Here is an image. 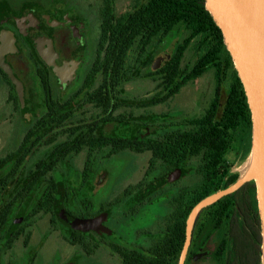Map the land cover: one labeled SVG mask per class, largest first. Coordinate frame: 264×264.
Masks as SVG:
<instances>
[{
	"label": "flooded vegetation",
	"instance_id": "1",
	"mask_svg": "<svg viewBox=\"0 0 264 264\" xmlns=\"http://www.w3.org/2000/svg\"><path fill=\"white\" fill-rule=\"evenodd\" d=\"M102 15L103 0H0V59L10 67L23 87L22 105L10 79L0 67V124L6 117L8 103L12 108L10 112L24 121L22 126L14 127V141L7 145L4 138L0 148V264H35L37 252L46 247L48 250L57 248V254L54 253L47 264H122L127 252L137 251L149 255L156 240H159L162 264L170 263L173 257H176L177 264L185 240L186 220L199 197L214 188H220L214 192L217 193L230 187L245 170L249 156L245 131L242 126L236 125L231 136L228 122L220 121L227 93L223 97L220 94L219 109L215 110L216 120L213 119L207 126L190 128L182 124L191 117L203 114L213 95L197 115L180 118L165 110L167 101L164 79L142 76L128 81L109 79L104 78L100 70L93 77H86L91 65L102 60ZM34 38L41 41L44 50L53 51L56 66L76 64L66 84L59 82L53 68L39 55L38 42ZM164 44L163 39L157 47L159 50L156 47L151 52L148 50V56L159 51L151 64L153 67L158 61V67L152 68V71L158 70L165 63L161 56V46ZM135 81L155 84L141 98L135 93ZM126 87L133 88L127 90ZM12 89L18 99V109L10 98ZM103 100L109 103L106 108ZM54 102L65 105L66 109L58 112L64 115L65 124L47 128L33 127V130L50 129L58 134L53 135L52 140L40 148L41 151H51L57 145L77 140L81 145L87 138L93 141H102L104 138L112 141L84 145L80 152L60 162L61 166H65L82 156L78 187L71 188L68 185L69 175L64 172L56 171L52 174L61 199L58 197L50 210L39 211L35 221L23 232L25 215L20 198L23 193V164L28 166L36 163L37 157L26 156L25 162L22 161V152L18 151L17 146L29 124L45 113L50 116L57 114V111L45 109L47 104ZM161 106L164 109L158 114L154 113L153 109ZM205 128L218 133L213 135L217 144L216 152L208 159L199 155L198 142H195L192 151H184L182 147L185 142L179 140L185 131ZM152 138L158 141L152 142ZM114 140L122 142L115 144ZM119 146L121 151L117 152ZM225 147H228L226 153ZM157 148L160 151L159 175L145 178L152 159L151 150ZM91 154L94 156L91 162L95 168L90 177L103 170L107 176L104 187L95 195H87L90 177L86 182L83 173L87 156ZM8 155L11 157L7 158ZM141 163V179L128 184L127 181L133 177ZM13 165L17 167L16 173L8 174ZM118 169H129V173L124 177V182H111V188L107 190L105 187L108 179H115ZM8 179L14 184L7 186ZM28 197L26 201L33 203L32 195ZM225 197L228 202L224 207H212L221 198L197 215L192 224L184 264H207L208 256L221 244L228 247L234 244L243 254L241 257L244 264H254L256 233L259 236L260 255L259 217L256 221L251 202L254 199L256 203L253 182L243 184ZM12 202H16L17 206L11 205ZM107 202L111 203L110 207H106ZM153 209L158 210L156 215L151 213ZM27 210L33 211V208ZM113 210L120 215L117 214L114 220L110 214ZM62 214L95 220L97 224L94 229L73 230L61 222ZM40 216H48L41 241L32 245L25 254L17 251L19 241L22 240L21 246H27L28 232ZM138 216L146 217L149 224L138 223L142 227H136L138 224L134 218ZM124 221L129 226L126 232L120 233V223ZM180 241L182 245L176 255ZM57 244L70 249L65 259L59 255ZM25 257L28 260L24 261Z\"/></svg>",
	"mask_w": 264,
	"mask_h": 264
},
{
	"label": "trees",
	"instance_id": "2",
	"mask_svg": "<svg viewBox=\"0 0 264 264\" xmlns=\"http://www.w3.org/2000/svg\"><path fill=\"white\" fill-rule=\"evenodd\" d=\"M102 30L104 31L102 60L97 62L96 65L95 63L91 65L87 70L86 77H93L100 70L103 77L109 79L128 81L141 76L164 79L165 100L168 101L175 97L182 88L193 83L204 73L213 71L215 86L212 100L203 114L185 120L182 125L190 128L201 127L210 125L213 119L216 120L215 110L219 109L221 89L225 83L224 81L227 80V94L222 106L223 113L220 115V121L223 123L228 122L231 136L234 126H242L241 128L248 138L247 153L249 152L251 121L245 95L231 59L225 50L222 35L209 13L205 10L203 0H134L130 10L118 16L113 12V0H103ZM174 38H179V41L175 43L167 61L158 70L152 71L153 59L152 54L148 56V50L151 52L154 47L157 48L163 39L169 43ZM186 52L192 53L193 58L190 64H183ZM138 64H140V68H138ZM10 98L18 109V99L13 89ZM107 104L109 103L103 100L104 108L108 106ZM45 109L46 111H57V114L50 116L45 113L40 119L34 120L27 126L28 130L25 131L20 145L17 146L18 151L21 150L22 152L20 155L22 161L25 162L26 156L33 157L35 155L37 157L36 163L28 166L23 164L21 182L23 193L20 197L21 206L24 208L23 215H25L22 226L23 232L35 221L36 216L40 213L39 211L50 210L56 199H58L57 182L52 174L56 171L64 172V166H61L60 162L80 152L84 145L105 144L112 141L106 138L102 141H93L87 138L85 142H81V145L77 140L69 144L57 145L51 151H41L40 148L46 146L52 140L53 135L58 134L50 129L33 130V127L47 128L52 125L62 126L65 124L64 115L58 114L60 110L66 109L64 104L54 102L53 104H47ZM211 111L213 113L210 114ZM217 124L215 123V125ZM215 133L218 134L216 131L212 132L207 128L198 131H185L179 140L185 142V146L182 147L184 151H192L195 142H198L199 155L208 159L214 156L217 149L216 141L213 139ZM151 141H158V139L152 138ZM121 142V140H114L115 144ZM118 148L116 151H121L120 146ZM227 150L228 147H225L224 152L226 153ZM151 152L152 159L149 169L145 173V178L159 175L158 158L160 151L157 148L151 150ZM10 157L11 155L7 156V158ZM93 157V154L88 155L87 163L84 166L83 173L86 176V182H88L90 174L93 173L95 168L91 162ZM16 168L13 165L11 171L7 173L15 174ZM6 184L8 186L14 184V182L8 179ZM219 189L209 190L200 196L197 202ZM29 195H32L33 203H25ZM120 199L124 198L121 197ZM227 202L228 198L225 197L212 207H224ZM251 202L257 221L256 203L254 199ZM15 203L12 202L11 205L17 206ZM107 203L105 204L106 207H110L111 203ZM31 207L33 211H28L27 208ZM256 242L257 251L254 264H260L259 236L257 233ZM181 245L182 241L177 245L176 255ZM217 247L213 254L208 256L207 264H244L241 257L243 254L237 250L234 244H231L230 247L223 244ZM159 253V240H156L149 251V255L137 251L127 252L122 264H162ZM175 259L176 257H173L168 264H175Z\"/></svg>",
	"mask_w": 264,
	"mask_h": 264
},
{
	"label": "water",
	"instance_id": "3",
	"mask_svg": "<svg viewBox=\"0 0 264 264\" xmlns=\"http://www.w3.org/2000/svg\"><path fill=\"white\" fill-rule=\"evenodd\" d=\"M204 8L219 29L237 78L243 89L250 114V151L247 165L241 177L230 187L200 200L186 220L185 240L177 264H184L190 244L191 229L201 210L233 193L243 184L253 182L259 217L260 264H264V0H203ZM38 53L53 68L61 84L68 82L76 64L64 63L58 67L52 50H44L37 38ZM168 56L162 59L166 62ZM158 61L153 69L158 67ZM71 67L69 68V66ZM0 67L10 79L20 103L23 105V87L10 67L0 59ZM61 222L70 229L85 231L94 229L95 220H83L60 215Z\"/></svg>",
	"mask_w": 264,
	"mask_h": 264
},
{
	"label": "rangeland",
	"instance_id": "4",
	"mask_svg": "<svg viewBox=\"0 0 264 264\" xmlns=\"http://www.w3.org/2000/svg\"><path fill=\"white\" fill-rule=\"evenodd\" d=\"M131 8V0H113V12L115 15H121L125 13L126 11L130 10ZM179 41V38H174L171 42L167 43L165 42L164 45L161 46V56L166 57L169 54H171V51L175 45L176 42ZM159 50V49H158ZM159 51H154L152 52V59L157 55ZM192 53L191 52H186L183 60V64H190L192 61ZM223 89L221 91L222 97L227 93V80L224 81ZM135 86V93L139 97H143L145 95L146 90L153 89V85L155 83L153 82H139L135 81L134 83ZM133 87H126L127 90L132 89ZM152 91V90H151ZM214 93V76H213V71H208L204 73L200 78L195 80L193 83L188 84L184 88L181 89V91L172 99L168 100L165 104V110L168 112H171V115L176 114L180 118H185V117H190L197 115L198 111H201L206 107V104L210 100L211 96ZM11 107L9 103L6 105V117L3 118V121L0 124V133L2 134L0 136V148L2 147L3 144V139L5 138L6 144L9 145L14 141V127H19L22 126L23 120L20 117H16L15 115L12 114ZM164 106L157 107L153 109L156 113L158 114L160 110H163ZM12 128V129H11ZM82 169V156L78 157L75 159V161H71L70 164L64 166V173L69 175L68 177V185L71 188L78 187V184L80 182V172ZM129 169L126 171H122L121 169H118V176H116L115 179L112 180V178L108 179V185L105 187L107 190L111 188L110 184L111 182H124L126 174H128ZM104 170L103 172L100 171L97 174H93L90 177L89 183L87 185V195H95L99 190H101L106 182L107 176L104 175ZM143 174V163L137 167V170L135 171L133 177L127 181L128 184H133L139 179H141V176ZM106 199V198H105ZM31 200V199H30ZM29 203V201H26ZM22 210L24 208L22 207ZM77 210V209H76ZM151 213H155V215L158 213V210L153 209ZM111 218L114 220L116 219V215L118 214L116 210H113L111 213ZM119 215V214H118ZM120 216V215H119ZM134 218V217H133ZM48 220V216H40L37 220V223L35 226L29 230L28 232V237L29 241L27 246L20 245L22 243V240L18 242L17 244V251H22L23 254H25L32 245L37 244L38 242L41 241L42 235L46 231V222ZM135 223H141L148 225L149 220L147 221L146 217H135L134 218ZM127 225L126 221L124 223H120V233L122 231L126 232L127 231ZM136 227L140 228L139 224L136 225ZM56 238V237H55ZM49 241H52L50 239ZM56 241V240H55ZM54 241V243H55ZM21 246V247H20ZM58 252L59 255L62 256V259H65V257L69 254L70 249L68 247H65L64 245L57 244ZM55 249H49L46 247L44 250L38 251L37 252V258H36V263L35 264H47L48 259H52V255L54 253L57 254ZM28 260V257L24 258V261Z\"/></svg>",
	"mask_w": 264,
	"mask_h": 264
}]
</instances>
